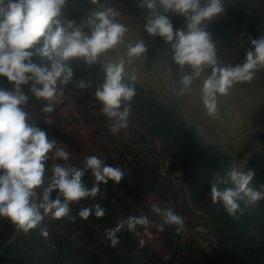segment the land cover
I'll return each mask as SVG.
<instances>
[{"label":"rangeland","instance_id":"rangeland-1","mask_svg":"<svg viewBox=\"0 0 264 264\" xmlns=\"http://www.w3.org/2000/svg\"><path fill=\"white\" fill-rule=\"evenodd\" d=\"M139 5L140 0H96L95 3L92 0H67L63 16L77 25L97 11L112 9L116 13L114 20L125 25L128 31L123 43L108 50L91 66L82 58L64 62L72 69L73 79L60 86L64 96L56 102L53 113L41 111L47 101L36 98L29 91L30 84L22 86L29 96L24 107L31 123L45 130L49 139L71 153L67 163L83 167L85 157L95 155L125 172L118 185L113 182L116 224L129 215L141 214L150 221L162 223L150 207L156 203L161 208L174 207L185 217L184 230L177 233L173 225L158 232L156 227L149 226L147 232L152 233L149 238L145 228L138 225L139 235L129 232L126 227L117 233L120 243L115 247L102 236L104 233L98 234L97 241L92 242L78 236L70 237L68 244L82 247L81 264H135L141 260L147 264H210L213 260L223 264H264V200L253 204L245 197L240 201L243 212L238 215L243 230L234 238L230 236L233 226L229 225L234 219L225 211L222 202L213 204L210 196V185L217 180L215 174L223 177L232 167L242 172L255 170L251 187L264 183V68L258 67L261 70H257L259 81L253 78L247 84L237 82L227 95L218 94L216 114L209 115L201 87L211 73L210 68H206L190 89L181 94L178 90L182 87L183 73L172 60L175 39L166 43L159 36L149 35L144 26L152 13ZM157 11L166 14L163 8L158 7ZM228 13L234 27L244 23L242 16ZM140 39L144 40L148 50L129 62L128 46ZM40 46L42 41L37 45ZM245 46H232L234 66L243 63L246 52L252 47L251 42H245ZM120 58L125 60L122 82L135 88V96L130 102L122 101L121 110L129 103L131 105L128 126L114 135L110 130L114 121L101 113V105L94 93L104 81L102 64L119 62ZM32 59L38 64L42 62L38 55ZM81 79L90 80L92 88L75 87ZM12 87L11 82L0 77V88L10 90ZM182 126L183 135L179 138L175 133ZM193 134L201 139L204 151L218 154L226 161L225 166L212 176L199 178L192 175L197 157L192 159ZM56 163L65 162L51 158L46 162L43 187H47L51 168ZM82 179L88 184L94 177L88 172ZM220 187L233 185L222 184ZM37 193L40 202L43 188ZM57 195L58 190H55L51 198L55 199ZM51 218L45 216L35 231L41 233L42 227L50 229ZM67 221L68 217L61 218L60 224L54 227L56 231L50 229L49 236L42 238L32 230L24 233L10 220L0 217V258L8 245L33 236L44 242L51 255L41 254L35 262L28 264H61L56 260L60 251L55 246V236L62 235L60 230ZM141 240L145 241L143 245ZM89 254H94L91 261Z\"/></svg>","mask_w":264,"mask_h":264},{"label":"clouds","instance_id":"clouds-1","mask_svg":"<svg viewBox=\"0 0 264 264\" xmlns=\"http://www.w3.org/2000/svg\"><path fill=\"white\" fill-rule=\"evenodd\" d=\"M67 0H0V77H5L13 87L0 88V217L10 220L24 233L40 226L45 216L53 219L71 216L70 205L83 199H95L100 193L101 184L109 181L118 185L125 177L120 167L107 164L95 155L85 157L83 167L67 163L71 153L49 139L45 130L30 122L25 111L29 96L24 85L30 84L29 91L38 99L47 101L41 109L45 114L53 113L55 104L64 96L62 85L73 79V71L64 62L70 58H82L89 66L100 61L108 50L123 43L128 28L114 20L112 9L97 11L80 25L63 16ZM93 3L96 0H92ZM141 8L151 10L152 15L145 23V31L155 37L163 38L172 44L173 62L179 66L181 75L178 90L181 94L190 89L193 81L199 78L206 68L211 73L203 80L201 93L203 103L209 115L217 111V95H227L236 82H250L255 69L264 68V36L251 38L252 47L246 52L243 63L221 65L217 56V42L206 31L205 22L224 12L222 0H140ZM173 13L185 21L187 31L174 30L167 15ZM87 28V30H85ZM42 41V46L37 47ZM144 40L129 45V62L147 52ZM42 58L41 63L33 62V56ZM105 73L103 83L95 90V99L101 105L100 111L113 120L111 132L115 135L128 126L130 103L123 107L122 101H131L135 88L123 83L125 60L102 64ZM186 69H190L186 71ZM85 90L92 88L90 80L81 79L74 85ZM54 155H51L53 154ZM64 161L51 168L52 176L47 187L45 183L46 162L49 159ZM91 172L94 183L91 188L83 181L86 173ZM255 170L242 172L232 167L225 176L216 173L217 180L210 185L213 204L222 202L225 211L233 219H240L243 212L240 201L245 197L255 204L264 200V183L251 187ZM233 187L221 188L222 184ZM43 188L42 200L38 202L37 190ZM58 190L55 199L51 193ZM61 197L63 199H61ZM151 210L160 216L162 223L150 221L146 215H129L119 219L114 228L106 230L110 246L120 243L117 233L127 228L139 235L137 226L146 230L149 226L163 232L166 226H175V231L184 230L185 217L177 213L174 207L161 208L152 203ZM94 212L97 218L106 215V209L100 203L83 207L78 216L87 219ZM41 235L49 236L46 227ZM141 245L145 243L140 241Z\"/></svg>","mask_w":264,"mask_h":264},{"label":"trees","instance_id":"trees-1","mask_svg":"<svg viewBox=\"0 0 264 264\" xmlns=\"http://www.w3.org/2000/svg\"><path fill=\"white\" fill-rule=\"evenodd\" d=\"M222 4L224 6V12L205 22L206 31H208L217 42V56L221 65L234 66L235 57L232 46L240 44L241 47L244 48L246 47L245 42H251L249 37L258 38L264 36V0H222ZM228 12H233L242 16L244 23L234 27L235 25L229 21L230 15ZM165 15H167L172 24H174V30L182 29L187 31L185 21L182 17L171 12ZM259 68L254 70L255 75L253 78H255L256 81L260 80L257 74L261 72ZM182 128L183 126L179 127L178 131L175 133L179 138L183 135ZM193 136L195 141L193 143L194 149L192 159L194 156L197 157L194 160L195 163L192 175L199 178L214 175L225 166L224 162L226 161L218 157V154L213 155L211 152L204 151L201 139L194 134ZM93 183L94 179H92L87 186L90 188ZM100 188L101 191L95 199L87 198L81 200L79 203H72L70 205V215L75 216L76 219L75 221L69 219L67 225L60 230L62 235L59 233L60 235L55 236V246H57L60 251L58 254L59 257H57L56 260L59 262L61 261V264L82 263L81 259L83 258H81L79 254L82 253L83 249L82 247L75 248V246L69 245L68 240L70 237L78 236L81 240L86 242L87 240L91 242L97 241L96 237L98 234L104 233L102 236L106 237V230L116 226L117 209L115 207L116 190L114 184L112 181H109L107 185L101 184ZM61 199L63 198L61 197ZM95 203H100L106 209V215L104 217L97 218L94 212L86 220L78 216V212L81 208L91 207ZM60 221L61 219L51 218V221L48 222V225L51 226L50 229L56 231L54 227L59 225ZM241 223L239 219H234L231 224H229L233 226L230 236L235 238L241 234L243 230L240 225ZM50 229L47 230L49 231ZM32 231H34V233L37 232L36 234L43 238L40 231H35V229H32ZM41 254L48 256L50 250L44 246V242L40 239L27 236V238L23 239L20 243H13L6 247L4 254L0 258V264H28V262H35ZM93 256L94 254H89L88 259L91 261ZM135 264L147 263L141 260ZM210 264L223 263L213 260Z\"/></svg>","mask_w":264,"mask_h":264}]
</instances>
